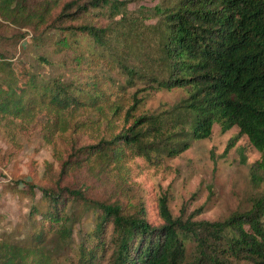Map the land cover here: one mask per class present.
<instances>
[{
	"label": "trees",
	"instance_id": "trees-1",
	"mask_svg": "<svg viewBox=\"0 0 264 264\" xmlns=\"http://www.w3.org/2000/svg\"><path fill=\"white\" fill-rule=\"evenodd\" d=\"M106 8L112 21L99 25L91 13ZM128 10V0H0V18L34 28L37 48L53 47L65 63L72 52L75 66H89L81 74L84 80L44 79L0 50V117L17 123L44 113L50 142L57 132L67 131L68 111H96L109 131L94 143L71 140L63 168L74 157L75 164L95 160L125 168V174L126 164L136 157L158 164L181 155L210 138L215 124L223 132L238 127L261 152L252 165L259 193L250 208L213 221L174 217L165 202L164 222L153 225L144 205L96 198L83 186H41L27 231L19 234L16 227L0 237V264H264V0L158 5L151 16L157 18L154 58L131 50L139 19ZM106 54H116L126 76L121 91L137 82L144 85L132 93L127 110L113 98L124 95L108 92L98 74H86ZM175 88L186 95L171 108L134 113L144 102L140 92ZM121 114L129 126L117 123ZM28 186L35 191L36 186ZM85 219L94 227L77 241V226L84 231ZM73 246L78 260H61Z\"/></svg>",
	"mask_w": 264,
	"mask_h": 264
},
{
	"label": "rangeland",
	"instance_id": "rangeland-1",
	"mask_svg": "<svg viewBox=\"0 0 264 264\" xmlns=\"http://www.w3.org/2000/svg\"><path fill=\"white\" fill-rule=\"evenodd\" d=\"M171 1L128 0L129 15L139 19V28L130 39L134 53L144 54V58L156 56L153 25L157 18L151 16L158 5ZM91 14L99 25L107 26L112 21L108 8L97 9ZM120 17L115 16L116 19ZM36 33L32 27H21L0 18V50L8 55L9 60L24 62L44 79L60 76L85 79L81 74L88 65H84L85 68L75 66L72 52L65 63L63 55L57 54L53 47L37 48L33 39ZM116 57V54H106L105 59L92 66L86 74H98L108 92L124 95H114L113 98L123 101L127 110L132 93L144 85L137 82L136 87L121 91L119 87L126 82V76L116 64ZM150 93L140 92L139 97L145 95L144 102L135 114L169 109L186 95L181 88ZM98 117L96 111L85 108L68 111L66 118L70 124L67 131L57 132L50 142L45 136L48 129L45 128L44 113L30 121L17 123L0 117V237L9 236L8 233L16 227L19 234H24L29 228L31 207L40 198V187L53 186L58 182L63 186H83L88 188L91 196L119 201L127 207L144 205L153 225L164 222L162 204L165 202L174 217L213 221L226 218L236 210L250 208L260 191L252 175V165L261 158V152L246 135H240L238 127L223 132L218 124H215L210 138L196 141L175 158L153 164L136 157L126 164L129 167L127 174L125 168L101 165L95 160H82L75 164L74 157H71L68 167L63 168V163L70 160L71 140H78L80 144L94 143L100 133L103 135L109 131L106 121H99ZM119 119L117 123L120 125H130L125 123L122 114ZM233 138L235 143L230 146ZM29 184L36 186L34 192H30ZM81 227L85 230L77 226V241L81 240V233L93 229L94 223L85 219ZM12 237L16 235L12 233ZM67 252L61 260L69 263L78 260L77 246Z\"/></svg>",
	"mask_w": 264,
	"mask_h": 264
}]
</instances>
